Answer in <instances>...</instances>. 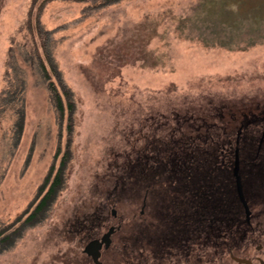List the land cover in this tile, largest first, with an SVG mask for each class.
<instances>
[{
    "label": "rangeland",
    "instance_id": "374dc122",
    "mask_svg": "<svg viewBox=\"0 0 264 264\" xmlns=\"http://www.w3.org/2000/svg\"><path fill=\"white\" fill-rule=\"evenodd\" d=\"M256 104L264 0H0V264H93L85 235L113 221L103 262L135 264V149Z\"/></svg>",
    "mask_w": 264,
    "mask_h": 264
},
{
    "label": "flooded vegetation",
    "instance_id": "af4514ba",
    "mask_svg": "<svg viewBox=\"0 0 264 264\" xmlns=\"http://www.w3.org/2000/svg\"><path fill=\"white\" fill-rule=\"evenodd\" d=\"M234 130L236 133L232 159L234 160L237 149L238 174L246 205L239 198L236 179L232 173L233 162L229 167L227 161L228 151L224 153L221 166L201 172L204 176H200L197 168L191 170L193 183L184 185L187 189L184 192L187 206L184 208L185 202H181L177 206V213L172 216L178 222L179 230L172 237L174 239L170 245L164 248H131L129 252L126 251L130 262L264 264V105L256 104L243 111ZM130 176L128 174V181ZM200 180L203 182L199 183ZM139 191L138 195L142 196L139 212L142 215L146 198L150 195V185L140 187ZM187 192L190 193L189 196ZM111 213L113 219L114 209ZM105 225L103 223L105 231L85 235L87 245L93 240L102 239L111 230L99 248L98 259L101 264H105L102 259L103 251L114 246V235L119 229L114 221ZM88 255L89 262H93L92 256Z\"/></svg>",
    "mask_w": 264,
    "mask_h": 264
},
{
    "label": "trees",
    "instance_id": "16d2710c",
    "mask_svg": "<svg viewBox=\"0 0 264 264\" xmlns=\"http://www.w3.org/2000/svg\"><path fill=\"white\" fill-rule=\"evenodd\" d=\"M109 1L113 2L115 0ZM36 20L40 28L38 17ZM40 37H42V34ZM37 55L39 56L38 51ZM39 65L44 67L42 69H45L42 61L39 62ZM50 93L56 108L62 112L63 100L54 83H50ZM69 106L71 107L70 103ZM205 111L203 110L202 114L206 121L204 120V123L203 120L200 121L203 124V130H201L202 126L199 127V124L196 123L194 117L191 120L190 132L183 133L181 131L182 122L180 121L179 129L174 127V131L172 130L168 135L170 136L169 142H163L151 133L150 137L143 141L141 147L135 149L137 153L134 154L132 167L127 172V185L131 184V187L123 186H125V191L133 195L140 192V187L150 185V195L146 198L147 203L144 206L141 219H147L148 215L152 217V221H143L141 225H136L135 229L137 230V232L135 231L137 233L136 241L143 239L144 244L149 248L168 247L174 239L172 237L179 230V224L173 220L172 216L177 213L178 204L185 202L184 192L187 189L184 185L193 183V179H191L193 168H197L200 176H204V173L201 172L212 167L221 166V160L225 157L224 153H228V151L229 159L227 161L229 167L232 166L236 133L234 128H237L238 119L240 118H235L234 112V115L232 114L229 117L225 112L219 114L220 111L218 110H208V113L204 114ZM218 119H221V121H218ZM182 121L186 122L187 120ZM128 174H131L129 181ZM58 181L59 176L55 178L52 186L57 184ZM202 182V180L199 181V183ZM182 194L183 196H181ZM189 194L187 192V196ZM48 198L49 193L31 217H34L39 209L45 205ZM185 206L186 202L183 207L185 208ZM4 239H1V242Z\"/></svg>",
    "mask_w": 264,
    "mask_h": 264
},
{
    "label": "water",
    "instance_id": "95a60500",
    "mask_svg": "<svg viewBox=\"0 0 264 264\" xmlns=\"http://www.w3.org/2000/svg\"><path fill=\"white\" fill-rule=\"evenodd\" d=\"M238 170H239V160H238V150L235 149L234 152V160H233V166H232V173L236 179V189L238 191V195L241 201H243L244 205L245 201H244V196L242 193V188H241V182H240V177L238 174ZM111 230H109L100 240H93L90 242V244H87L85 246V250L92 256L93 259V263L94 264H101V262L99 261L98 257H99V248L101 247L102 241L104 240V238H108V236L110 235ZM106 246H108V242L105 241Z\"/></svg>",
    "mask_w": 264,
    "mask_h": 264
}]
</instances>
